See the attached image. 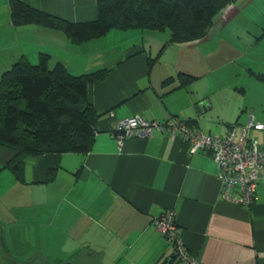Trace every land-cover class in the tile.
<instances>
[{
    "label": "crops",
    "instance_id": "1",
    "mask_svg": "<svg viewBox=\"0 0 264 264\" xmlns=\"http://www.w3.org/2000/svg\"><path fill=\"white\" fill-rule=\"evenodd\" d=\"M22 1L70 22L96 16L97 0ZM10 16L11 0H0V76L21 60L36 63L43 52L50 65L62 63L72 74L109 72L88 88L99 117L86 154L23 156L20 181L6 166L12 151L0 146V264H177L156 224L171 210L181 244L201 264H264V164L253 203L242 206L220 198L216 162L205 151L192 152L185 137L157 129L120 141L111 136L119 120L132 116L156 123L175 118L212 136L231 126L239 136L249 118L264 123V81L256 77L264 74V27L254 31L249 49L227 61L232 77L219 81L220 67L204 71L207 62L196 54L181 62L204 39L167 45L150 65L166 32L148 38L111 30L75 44L60 30L15 26ZM179 73L196 79L179 87Z\"/></svg>",
    "mask_w": 264,
    "mask_h": 264
},
{
    "label": "trees",
    "instance_id": "2",
    "mask_svg": "<svg viewBox=\"0 0 264 264\" xmlns=\"http://www.w3.org/2000/svg\"><path fill=\"white\" fill-rule=\"evenodd\" d=\"M252 1L97 0L93 20L70 22L35 9L22 0H11L10 19L15 26L38 24L60 30L75 44L104 36L111 30L142 31L148 38L153 35L148 32H166L168 38L158 44V52L148 57L151 65L165 46L204 39L214 19L222 14L230 19L241 11V6ZM227 9L231 10L225 12ZM108 72L104 67L72 74L62 63L50 65L49 56L41 53L36 63L21 60L1 74L0 146L12 151L6 166L16 179L21 181L23 177V156L86 154L90 151L99 114L88 101V88ZM256 77L264 81V74ZM178 79L180 87L187 86L196 78L179 73ZM170 80L168 78L164 82ZM252 138L259 140L247 134V141ZM199 151H205L211 158V150ZM51 175L50 171L48 178ZM171 248V260L181 264L174 245L171 244ZM185 251L187 258L196 259L186 248ZM167 262L162 260L157 264Z\"/></svg>",
    "mask_w": 264,
    "mask_h": 264
},
{
    "label": "built area",
    "instance_id": "3",
    "mask_svg": "<svg viewBox=\"0 0 264 264\" xmlns=\"http://www.w3.org/2000/svg\"><path fill=\"white\" fill-rule=\"evenodd\" d=\"M253 128L263 133L261 140H246ZM153 129L165 130L170 136L180 135L191 143V151L211 150V158L218 167L220 198L223 201L249 206L255 199L258 179L264 164V123H254L249 118L247 126L236 135L235 127H230L224 135H206L189 131L179 120L171 118L165 123L151 122L139 116L119 120L111 136L117 141L123 137L149 136ZM173 211L166 212L156 224L165 239L174 245L181 264H199L196 259L187 258L185 247L181 244L173 224Z\"/></svg>",
    "mask_w": 264,
    "mask_h": 264
},
{
    "label": "rangeland",
    "instance_id": "4",
    "mask_svg": "<svg viewBox=\"0 0 264 264\" xmlns=\"http://www.w3.org/2000/svg\"><path fill=\"white\" fill-rule=\"evenodd\" d=\"M262 2L263 4H260L259 0H256L254 4L251 2L250 4L241 6V11L236 15H232L230 19H228L226 15L214 19L212 27L208 30L207 36L204 38L205 41L197 48L198 50L192 48V50L185 51L181 56V62L184 64L190 56L196 54V60L198 62L201 63L200 59L203 60L205 64L207 62V66L203 68L204 71L210 68L220 67L214 77H217L219 81L231 78V71L229 72L231 74L230 76L229 73H227V61L230 57L237 54L240 48L245 47L249 49V47L254 44L255 37L258 36V34H253L254 31L263 29L264 27V16H260V12L257 11L258 9L264 11V1ZM214 32L216 33L214 34ZM109 46L110 48H114V43L110 42ZM45 53L50 56L47 52ZM254 53L255 51H251L250 55L245 56L246 59L252 58ZM169 58L173 59L171 57ZM242 61H244V59L238 63L243 64ZM178 63L181 64L180 61H178ZM232 68L233 66H229V70H232ZM232 72L235 73V71ZM165 122L166 121L161 122V124ZM250 133L254 138L257 137L254 135V132L250 131Z\"/></svg>",
    "mask_w": 264,
    "mask_h": 264
}]
</instances>
